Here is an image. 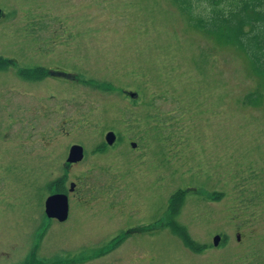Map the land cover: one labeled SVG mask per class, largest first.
Listing matches in <instances>:
<instances>
[{
    "label": "rangeland",
    "instance_id": "374dc122",
    "mask_svg": "<svg viewBox=\"0 0 264 264\" xmlns=\"http://www.w3.org/2000/svg\"><path fill=\"white\" fill-rule=\"evenodd\" d=\"M182 7L177 0H0V52L9 45L24 66L59 65L69 77L40 82L0 72V85L24 97L48 82L36 117L7 121L1 221L16 223L50 194L49 155L53 176L62 174L56 150L41 145L48 136L49 145L56 138L63 148L84 147L69 172V181L82 176L74 197L84 204L71 198V210L105 220L85 224L82 234L100 238L85 249L86 264H264V77L203 28L214 19L209 0H193L195 25ZM14 37L22 39L16 47ZM256 90L259 97L248 99ZM176 225L198 249L175 234ZM215 234L221 239L212 246Z\"/></svg>",
    "mask_w": 264,
    "mask_h": 264
},
{
    "label": "flooded vegetation",
    "instance_id": "af4514ba",
    "mask_svg": "<svg viewBox=\"0 0 264 264\" xmlns=\"http://www.w3.org/2000/svg\"><path fill=\"white\" fill-rule=\"evenodd\" d=\"M5 17L6 14H3L2 9L0 8V20ZM14 38L16 42L15 40H13V42L16 47L17 44H20L17 42H21L22 39L20 37ZM33 39H35L36 43H38V38L34 37ZM33 39L30 37L25 40H30L31 42ZM49 43L52 44L51 39L49 40ZM19 49H21V47H19ZM0 72L4 74L5 72L10 73L9 75L14 78L18 77L19 80H29L26 78H30L32 77L31 75H33L35 76L34 80H40V82L44 81L46 78H54L59 82L69 78L68 70L59 65L50 67L37 62L36 64L24 66L19 57H16V49L14 51H9V45L7 46V52H0ZM47 83L48 82L43 83L40 88L37 86L33 90L30 89L29 91H33L35 93L31 94L29 97H24L22 93L12 92L14 90H11V87L6 88L5 83L0 85V186L4 184L7 169V121L9 124H15L16 122L27 123L34 118L27 117L29 114L30 116L33 115L36 117L40 109L46 107L45 104L38 105V96L39 94H47L45 89L47 87ZM25 86L30 87V85L27 84H25ZM13 106L16 107L18 111L8 110L13 108ZM22 108L25 110H21ZM22 129L24 128L21 126L16 128L15 135L18 134L21 136ZM43 136H46L45 132H43ZM46 139L48 141L50 140L48 136L46 138L43 137L41 145L43 147L47 146V149H45L46 153L49 152L50 154H53L56 150L58 158L57 162L60 161L58 163V168H61L60 170L62 174L56 177L53 176V159L52 155H49L50 159L47 167L50 168L49 174L51 177L49 178V176L47 177L46 175L45 179L47 181L45 180L44 183H46V188L50 192L49 195L64 194L67 196L66 213L64 215H55L54 213L51 214L47 212L45 201L49 196L48 195L45 199H42L40 203H35L36 206L32 208V212L31 210L29 213L23 212L22 219H18L16 223L12 221H1L0 219V264H86L87 260L84 258L85 249L92 246L90 245V242L98 243L100 241V238H93L96 234L87 237L82 234V232H85V234L87 233L85 230V224L88 223L94 226L97 222L102 223V221L105 220L76 218L71 210L74 206L71 204V198L76 200V203L79 205L84 204L81 202L79 197H74V194L80 191L78 182L82 176H80V174H76L75 177L77 178V181H69L70 168L72 169L73 167H78L84 159L85 152L83 145L79 142H72L63 148V143L59 139L55 140L56 138H52L51 143L49 142L50 145ZM132 144L135 146L134 142H132ZM72 145H79L82 147L83 156L81 159L68 161L69 151ZM49 146L54 148H50L48 150ZM4 202L5 201L0 196V217L3 215L1 211L3 209ZM130 227L131 226L125 227L126 234L128 233L127 230ZM120 231L121 229L118 230V233L115 231L113 238L119 235ZM241 234V231L236 232V240L239 241V244L241 240H243ZM215 236H218V243L221 236L215 234L213 238ZM110 241H112V239ZM217 243L215 244L213 239L212 246H217ZM239 247L242 249L247 248L242 244H240ZM247 258L250 260L249 257ZM246 263L256 264L255 258L253 262L247 261L242 264ZM219 264H238V262L236 263L231 260L223 261Z\"/></svg>",
    "mask_w": 264,
    "mask_h": 264
},
{
    "label": "trees",
    "instance_id": "16d2710c",
    "mask_svg": "<svg viewBox=\"0 0 264 264\" xmlns=\"http://www.w3.org/2000/svg\"><path fill=\"white\" fill-rule=\"evenodd\" d=\"M177 1L184 7L189 20L194 25L198 24L191 8L193 0ZM209 1L212 6L211 11L214 10V19L213 23L209 24L208 22L204 24L203 28L208 25L207 31H210L216 37H220L222 41L231 44L235 50L243 54L250 72L264 77V0ZM202 18L209 20L210 14ZM216 19L221 21L220 25L216 24ZM252 94L248 99H257L260 90H256ZM177 203L174 210L178 207ZM171 206L173 205L171 204ZM176 226L175 233L177 235L181 234V238L188 245L192 243L191 246L198 249L199 246L194 241L189 240L184 228L180 225Z\"/></svg>",
    "mask_w": 264,
    "mask_h": 264
},
{
    "label": "water",
    "instance_id": "95a60500",
    "mask_svg": "<svg viewBox=\"0 0 264 264\" xmlns=\"http://www.w3.org/2000/svg\"><path fill=\"white\" fill-rule=\"evenodd\" d=\"M134 93H131L133 95ZM115 139V133L108 131L105 135V141L107 144H112ZM134 145V144H132ZM83 156V149L79 145H72L69 151L68 161L79 160ZM46 211L54 213L55 215H64L67 207V196L64 194H51L45 201ZM218 236L214 237V243L216 244Z\"/></svg>",
    "mask_w": 264,
    "mask_h": 264
}]
</instances>
